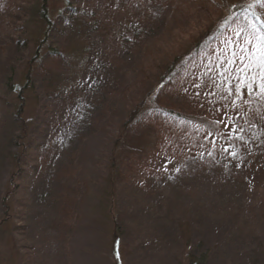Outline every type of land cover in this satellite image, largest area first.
Returning a JSON list of instances; mask_svg holds the SVG:
<instances>
[{
    "label": "rangeland",
    "instance_id": "1",
    "mask_svg": "<svg viewBox=\"0 0 264 264\" xmlns=\"http://www.w3.org/2000/svg\"><path fill=\"white\" fill-rule=\"evenodd\" d=\"M43 1L0 0V264H264V141L245 142L243 177L227 164L222 178L193 177L163 134L130 162L119 151L121 125L203 28L202 5L160 0L139 43L120 48L111 35L142 15L127 0H47L51 19L73 7L66 24L50 28ZM214 1L229 13L242 0ZM247 12L241 24L219 26L211 62L221 56L247 73L264 69V37ZM202 68L179 105L238 133L244 115L200 84ZM263 117L262 109L249 125ZM52 136L59 140L46 147ZM185 223L187 241L179 237Z\"/></svg>",
    "mask_w": 264,
    "mask_h": 264
},
{
    "label": "trees",
    "instance_id": "2",
    "mask_svg": "<svg viewBox=\"0 0 264 264\" xmlns=\"http://www.w3.org/2000/svg\"><path fill=\"white\" fill-rule=\"evenodd\" d=\"M114 1L108 0V5L114 3ZM246 1L242 0L240 3H234L233 10H230L229 13L223 12V8L214 0H197L187 6L191 9L200 3L204 9V19L206 21L203 28L197 31L196 37L191 40L188 50L173 58L163 68L161 83L156 84L143 99L139 100L127 120L121 125L118 135L119 151L125 162H130L133 155L141 156L145 152L153 151L161 143V134H163L168 139L169 145L172 146L175 159L186 161L189 164L186 171L190 169L189 171L193 177L198 179L202 176L209 179L213 176L222 178L223 174L220 171L218 172V168L222 170L224 164L234 166L232 169L227 170L243 177L241 173L244 168L242 159L244 154L251 150L246 149L245 142L253 144L252 139L257 140V142L264 141V117L257 128L249 125L254 120V115H259V112L262 109L264 110V69L260 68L256 72L247 73L242 71L239 65L234 64V62L229 64L226 58L221 56L215 62H213L214 60L211 62L210 56L213 46L224 35L222 28L219 26L224 22L230 26L241 24L244 21V16L249 15L247 11L255 12L251 14V18L258 21L259 28L256 33L264 37V7L262 9L260 7L261 5L264 6V3H262V0H258L259 3H257L258 1L254 2V0ZM184 2L185 0H178L177 7L183 8ZM127 3L140 10L142 15L137 17L135 24L124 22L120 29L116 30V36L111 35L110 32L112 37L110 45L119 46L120 48L128 44L135 45L139 43L137 41L138 37L142 32H145L143 24L146 16L153 15V10L161 1L127 0ZM46 4L47 0H44L42 19L46 22L48 28L59 22L60 24H66L69 16L73 14V7L68 5L51 19L48 10L45 11L47 9ZM168 4L172 5L173 1H169ZM251 5H254L253 8L250 7ZM257 9L260 13L259 19L256 18ZM174 16L176 17V15ZM47 27L43 33L42 41L44 43L49 42V29ZM151 48L152 46H147L146 53L148 55L152 53ZM47 53L52 57H56V54H58L54 50ZM206 58L210 62L208 66L205 65ZM215 63H218L217 67ZM199 65L203 66L199 75L202 78L200 84L212 86L213 93L211 96L214 99L232 102L234 104L231 108L233 112L238 113L239 116L244 115L246 122H243V127L238 130V133L226 132L221 127V121L198 114L193 108L179 105L180 101L187 98L188 88H193L191 82L193 76L196 75L195 73L199 72L197 71ZM37 67L42 70L44 65L39 64L30 67L27 76H33L31 73L33 69L37 70ZM259 87L263 90L262 92L259 91L262 97L253 95ZM256 101L260 102V111L258 110L260 105L257 106ZM251 111L252 113L249 116ZM131 133L137 135V143L131 144V141L126 139ZM58 140L56 136H52L46 147L49 143L54 145ZM232 155H237V159L232 160L230 158ZM204 168L206 171H203ZM234 182L242 184V180L239 181L236 178H234ZM186 223L179 227V237L185 239V241L189 239L187 234L189 230L187 226L189 225ZM63 226L64 229L68 228L67 223ZM204 261L205 259H201V262Z\"/></svg>",
    "mask_w": 264,
    "mask_h": 264
},
{
    "label": "snow or ice",
    "instance_id": "3",
    "mask_svg": "<svg viewBox=\"0 0 264 264\" xmlns=\"http://www.w3.org/2000/svg\"><path fill=\"white\" fill-rule=\"evenodd\" d=\"M262 2H264V0H262Z\"/></svg>",
    "mask_w": 264,
    "mask_h": 264
}]
</instances>
